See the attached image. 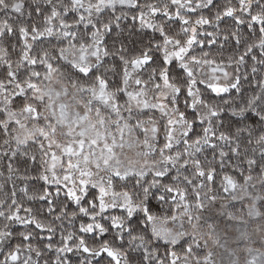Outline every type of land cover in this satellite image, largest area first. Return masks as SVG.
<instances>
[{
  "label": "snow or ice",
  "instance_id": "6c2138e0",
  "mask_svg": "<svg viewBox=\"0 0 264 264\" xmlns=\"http://www.w3.org/2000/svg\"><path fill=\"white\" fill-rule=\"evenodd\" d=\"M0 264H264V0H0Z\"/></svg>",
  "mask_w": 264,
  "mask_h": 264
}]
</instances>
